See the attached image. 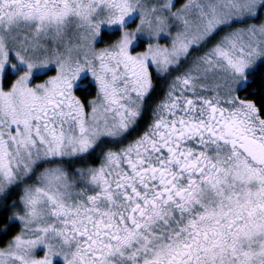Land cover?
Masks as SVG:
<instances>
[{
	"label": "snow or ice",
	"instance_id": "obj_1",
	"mask_svg": "<svg viewBox=\"0 0 264 264\" xmlns=\"http://www.w3.org/2000/svg\"><path fill=\"white\" fill-rule=\"evenodd\" d=\"M0 264H264V0H0Z\"/></svg>",
	"mask_w": 264,
	"mask_h": 264
}]
</instances>
